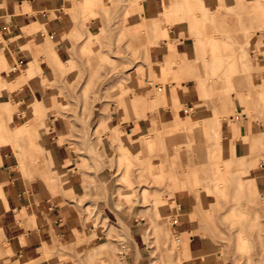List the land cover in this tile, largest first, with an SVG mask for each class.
<instances>
[{"label":"rangeland","instance_id":"374dc122","mask_svg":"<svg viewBox=\"0 0 264 264\" xmlns=\"http://www.w3.org/2000/svg\"><path fill=\"white\" fill-rule=\"evenodd\" d=\"M93 2L80 6L82 15L88 18L85 22L99 16L105 21V26L97 34L91 32L90 35L89 32L86 37L82 35L72 81L55 79V84L49 86L52 90L46 91L42 102H38L37 114L40 119L50 113L53 98L56 97L52 94L57 93L59 101L52 107L51 113L62 115L64 136L69 131L70 148L73 141L80 142L81 149L76 150L80 154L75 158L79 159L77 169L83 180L82 192L72 198H77L73 203L85 238L77 237L70 242V246L52 243L45 246L42 256L59 251L60 254H56L60 260L65 252L71 251L77 253L78 260L79 257L85 259L87 264H129L126 240L132 225H138L144 240L140 251L147 255L148 264H209L210 260L213 264H264V192L260 185L257 186L258 181L264 179V170H261L264 169V49L257 47V52L250 49L249 53L245 36V32L255 34L257 43L264 38V16L257 8L254 14L258 23H252L245 13L241 17L230 14L228 21L225 19L223 23L221 15L213 8V13H208L205 21L192 22L199 28L196 29L199 36L193 37L192 31L188 32L190 36L186 41L189 46L194 48V43H214L213 50L208 53L207 66H203L196 55L193 68L197 74H203L206 82L212 71L220 76L216 77L210 90L206 83L196 87L201 100L196 106L204 105L209 110L201 123H196L195 127L183 123H160L150 132L151 135L143 133L141 140L149 143L154 139L158 151H165L161 170L155 167L151 171V167L140 160L137 165V157L123 149V144L114 133L109 134L105 140L109 139L107 143L102 141L101 133L108 120V107L111 112L116 108L119 111L125 108L121 99L130 93L126 85L130 74L125 69L131 68L137 60L148 63L147 45L150 44V36L156 32L147 27L142 33L137 24L130 28V34L134 36L124 30L128 8L132 5L138 8L140 17H144V0ZM139 3H142L143 10L139 8ZM244 5L247 3L244 2ZM204 9L194 6L199 16ZM250 25L253 27H246ZM222 26H226L223 32L227 35L222 37L223 46L218 44L217 37H206L211 32H219ZM184 28L178 24L176 29ZM222 50L225 53H221ZM245 55L246 64L238 60ZM45 57L52 74L72 73L73 59L64 65L62 62L56 64L53 50ZM65 66L68 68L65 69ZM170 79L176 80L175 77ZM191 81L193 84L190 87L194 88L195 82ZM97 101H102L105 117L99 118L93 128L95 132L91 134L89 115ZM235 103L239 112L236 121L243 131L237 138L225 135V125L230 123L228 115L236 113L233 111ZM219 108L225 111L216 118ZM0 110L10 111L9 106ZM189 111L197 114L196 109ZM214 120L219 127L224 122L222 135L212 132ZM30 121L33 122L34 118ZM94 149L104 154L99 155ZM143 152L145 159L159 162V158L152 154L154 150L147 154L149 148L144 146ZM155 173L160 178H154ZM172 174L175 175V184L179 179L188 177L196 193L190 194L189 190L175 193ZM202 189L204 197L200 193ZM189 197L193 201L192 220L189 221L199 229L197 234L203 245L201 251L192 254L183 244L185 237L192 233L179 234L180 226L176 224L185 211L182 207L188 203ZM164 201L172 205L169 214L162 204ZM156 208L160 209V214ZM120 213L130 219L128 225ZM88 242L91 248L87 249ZM97 246H100L98 252L89 251ZM207 247L215 254H209L205 250ZM4 262L0 260V264ZM4 264L18 263L11 261Z\"/></svg>","mask_w":264,"mask_h":264},{"label":"crops","instance_id":"0c3cea01","mask_svg":"<svg viewBox=\"0 0 264 264\" xmlns=\"http://www.w3.org/2000/svg\"><path fill=\"white\" fill-rule=\"evenodd\" d=\"M244 2L247 3L246 6ZM92 3L93 0H0V109L8 106L10 109L8 112L0 110V260L5 261L4 263L87 264L85 259L79 257L78 260L77 253L71 251L65 252L60 260L56 254H60L59 251L42 256L45 246L52 243L70 246V242L77 237L85 238L73 203L77 198H72L82 192L83 180L77 169L79 159L75 158L80 154L76 151L81 149L80 142L73 141L71 149L67 138L69 131L64 136L66 132L62 124L65 121L62 115L51 113L52 107L59 101L58 94H52L56 97L53 98L50 113L40 119L37 114L38 102H42L46 91L52 90L49 86L55 84V79L72 81L82 35L86 37L89 32L90 35L91 32L97 34L105 26V21L99 16L85 22L88 18L85 14L82 15L80 6ZM139 5L143 10L142 3ZM197 5L205 8L200 16L194 10ZM213 8L221 15L223 23L225 19L228 21L230 14L241 17L244 13L251 18L252 23H258L254 14L257 8L264 16V0H144L142 18L135 5L128 8L123 26L128 34L135 24L142 33L147 27H151L152 32L156 33L150 36L151 41L147 45L148 63L137 60L131 68L125 69L130 74L126 83L130 93L121 99L125 108L121 111L116 108L111 112L108 107V120L102 126L104 131L101 139L107 143L109 139L105 140L109 134L114 133L123 144V149L137 157V162L134 161L137 165L140 160L151 167V171L155 167L161 170L165 160V151H158L154 139L149 143L141 140L143 133L150 134L160 123H183L195 127L196 123L206 119L209 110L204 105L196 106L201 103L200 91L196 87L206 83L210 90L215 83L213 80L220 75L212 71L206 82L203 74H197L193 64L198 55L199 62L207 66L208 53L213 50L214 43L199 45L193 42V48L186 39L190 36V31L193 37L199 36L196 34V29L199 28L192 22L205 21L206 15L213 13ZM178 24L185 28L177 30ZM246 27L252 28L253 25ZM200 28L202 29V23ZM225 28L226 26H222L219 32H211L206 37H217L218 44L223 46L225 42L222 37L227 36L223 32ZM245 36L249 53L250 49L257 52V47L264 49V38L257 43L255 34L248 35L245 32ZM50 50L55 54L56 64L62 62L64 65L73 59L72 73L62 75L50 72V63L45 57ZM221 53H225V50ZM244 57L236 56V60L238 58L246 64L247 57ZM61 69L64 70L63 67ZM213 76L216 77L212 78ZM171 77H175L177 81L170 79ZM192 79L195 82L194 88L190 87ZM102 106V101H97L91 108V134L95 132L93 128L99 118L105 117ZM192 109L197 110L196 115L190 113L189 110ZM224 111L219 108L216 118L223 115ZM233 111L236 113L228 115L230 123L225 125V135L237 138L243 131L236 121V115L239 114L236 103ZM32 118L33 122L30 121ZM214 123L211 126L212 132H224L221 130L224 122L222 127L215 120ZM144 146L149 148L147 154L154 150L152 154L159 158V162L145 159ZM94 151L99 155L104 154L96 149ZM158 175L153 174L154 178H160ZM171 178L172 184H175V175L172 174ZM258 185L264 192V179L258 181ZM193 189V184L185 177L175 184L174 192L189 190L190 194L196 193ZM200 193L204 197L203 189ZM162 204L169 214L172 205L165 201ZM192 205L193 201L189 197L188 203L182 207L185 211L176 223L180 226L179 234L192 233L185 237L183 243L188 246L189 254L197 253L203 248L197 234L199 229L194 222L191 225L189 221L192 220ZM159 210L156 208L157 213ZM165 210H162L164 214ZM122 220L126 225L130 223V219H126L124 215ZM126 244L129 264H148L147 255L140 251L144 240L138 225L130 228ZM99 247L89 251L98 252ZM88 248L91 246L88 245ZM205 250L211 255L215 254L209 247ZM209 264H213V260Z\"/></svg>","mask_w":264,"mask_h":264},{"label":"bare ground","instance_id":"6f19581e","mask_svg":"<svg viewBox=\"0 0 264 264\" xmlns=\"http://www.w3.org/2000/svg\"><path fill=\"white\" fill-rule=\"evenodd\" d=\"M216 77V76H215ZM214 78V77H213ZM216 79V78H215ZM215 79L213 80V79H211V80H213V81H215ZM233 116V115H232Z\"/></svg>","mask_w":264,"mask_h":264}]
</instances>
